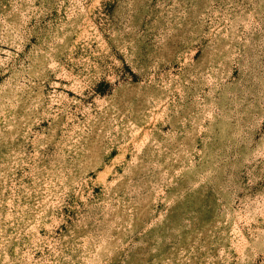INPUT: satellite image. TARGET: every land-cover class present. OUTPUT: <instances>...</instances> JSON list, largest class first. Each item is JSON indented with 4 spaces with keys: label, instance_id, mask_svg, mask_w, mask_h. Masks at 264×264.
<instances>
[{
    "label": "rangeland",
    "instance_id": "rangeland-1",
    "mask_svg": "<svg viewBox=\"0 0 264 264\" xmlns=\"http://www.w3.org/2000/svg\"><path fill=\"white\" fill-rule=\"evenodd\" d=\"M0 264H264V0H0Z\"/></svg>",
    "mask_w": 264,
    "mask_h": 264
}]
</instances>
